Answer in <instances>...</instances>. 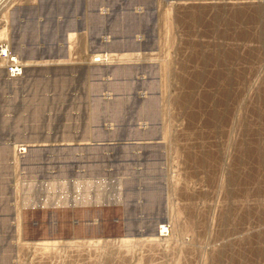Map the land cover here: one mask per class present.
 Masks as SVG:
<instances>
[{
    "label": "rangeland",
    "instance_id": "rangeland-1",
    "mask_svg": "<svg viewBox=\"0 0 264 264\" xmlns=\"http://www.w3.org/2000/svg\"><path fill=\"white\" fill-rule=\"evenodd\" d=\"M262 6L0 0V264H264Z\"/></svg>",
    "mask_w": 264,
    "mask_h": 264
},
{
    "label": "bare ground",
    "instance_id": "bare-ground-1",
    "mask_svg": "<svg viewBox=\"0 0 264 264\" xmlns=\"http://www.w3.org/2000/svg\"><path fill=\"white\" fill-rule=\"evenodd\" d=\"M260 5V4H259ZM199 7V6H198ZM206 8V7H205ZM215 9V8H214ZM255 9V8H254ZM194 10V9H193ZM237 10V9H236ZM216 11H217V9H216ZM225 11V10H224ZM239 11V10H238ZM199 12V11H198ZM242 12V11H241ZM200 13H201V11H200ZM222 13V12H221ZM238 13H240V12H238ZM238 13H235V14H237L238 15ZM256 13H258L259 14V17H257L256 18V16H255V18H254V16H253V14H255V10H254V13L252 14V17H251V20L254 18L256 21H257V19L259 18V20L261 19V17H260V15L262 16V15H264V7L262 6V7H258V8H256ZM242 14V13H241ZM245 14V13H244ZM251 14V13H250ZM201 15V14H200ZM221 15V14H220ZM192 17H193V15H191ZM195 16H198V15H195ZM202 16H204V15H202ZM233 16V15H232ZM235 16V15H234ZM239 16V15H238ZM243 16H245V15H243ZM217 17V16H216ZM219 17V16H218ZM221 17H222V15H221ZM263 17V16H262ZM201 17H198V19H200ZM223 18H225L226 19V17H224L223 16ZM239 18H240V16H239ZM247 18V17H246ZM250 18V17H249ZM248 18V19H249ZM193 19V18H192ZM197 19V20H198ZM214 19V18H213ZM222 19V18H221ZM196 19H195V23H196V21H197ZM223 20V22H224V19H222ZM262 20V19H261ZM199 21V20H198ZM201 21V20H200ZM215 21V20H214ZM218 20H216V22H217ZM219 23H221L222 21L219 19ZM254 21V20H253ZM259 22V21H258ZM203 23V22H202ZM262 23V22H261ZM178 24V23H177ZM192 24V23H191ZM258 24H260V23H258ZM263 24V23H262ZM264 31V30H263ZM263 33V32H262ZM263 35H264V33H263ZM263 35H261V36H263ZM262 38H264V37H262ZM262 38H261V41H263L262 40ZM263 43V42H262ZM5 47H6V44L5 43H0V52H2V53H5L6 52V50H5ZM264 48V47H263ZM219 49H221V48H219ZM219 49H218V52H219ZM242 49V48H241ZM226 51V50H225ZM220 52H222V49H221V51ZM219 52V53H220ZM230 52V51H229ZM260 52H261V50H260ZM263 52V51H262ZM223 53V52H222ZM234 53V52H233ZM202 54V53H201ZM224 54V53H223ZM258 54H259V51H258ZM264 54V53H263ZM262 55V54H261ZM212 56V55H211ZM220 56H222V54L220 55ZM234 56V55H233ZM239 56V55H238ZM235 57V56H234ZM204 58V57H203ZM202 58V59H203ZM201 60V59H200ZM204 60V59H203ZM204 62V61H203ZM202 62V63H203ZM169 63V62H168ZM229 64V63H228ZM168 68V67H167ZM170 68V67H169ZM170 70V69H169ZM203 70V69H202ZM201 70V71H202ZM200 71V72H201ZM219 71V70H218ZM167 72H169V71H167ZM199 73V72H198ZM224 73V72H223ZM228 74H230V73H227L226 75V77L228 78ZM231 74H232V72H231ZM166 75V74H165ZM197 76H198V74H196ZM200 75V74H199ZM203 75V74H202ZM238 75V74H237ZM196 76V77H197ZM204 77V76H203ZM225 77V78H226ZM201 78V77H200ZM200 78H199V76H198V79L200 80ZM197 79V80H198ZM227 81V80H226ZM232 83V82H231ZM230 83V84H231ZM228 84V83H227ZM226 87H228V86H226ZM228 89L229 88H227V91H226V88H225V92L227 93L228 92ZM193 90V89H192ZM220 90V89H219ZM223 90V89H222ZM198 91V90H197ZM224 91V90H223ZM193 92H194V90H193ZM184 93V92H183ZM192 92H190V94H191ZM222 93V92H221ZM229 93H230V91H229ZM224 94V93H223ZM263 94H264V92H263ZM184 95H187V97H185V99L186 100H188V101H190V100H192L191 98L192 97H189L188 95V93H184ZM205 96V95H204ZM227 96H228V93H227ZM227 96H225V97H227ZM230 96V95H229ZM224 97V95H223V98H225ZM263 97V99H264V95L262 96ZM184 98V97H183ZM197 99V98H196ZM221 99V98H220ZM198 100V99H197ZM222 101V100H221ZM261 101V100H260ZM226 102H227V100H226ZM186 103V102H185ZM262 103V102H261ZM191 104V103H190ZM225 105V104H224ZM218 107V106H217ZM221 108V107H220ZM216 110V109H215ZM219 110H221V109H219ZM220 112V111H219ZM219 112L218 111H216V115L218 114L219 116H220V114H219ZM254 112V111H253ZM260 112V111H259ZM262 112H260V114H261ZM254 115L256 114V113H253ZM263 114V113H262ZM218 116V117H219ZM223 116V115H222ZM261 118H263L262 116H261ZM262 120V119H261ZM262 129V128H261ZM250 131V130H249ZM263 131V133H264V129L262 130ZM257 132V131H256ZM258 133V132H257ZM260 133H262V132H260ZM253 135V134H252ZM260 135V134H259ZM258 136V135H257ZM252 138V137H251ZM256 138V137H255ZM261 138V137H260ZM250 140V139H249ZM249 142V141H248ZM255 142V143H254ZM253 143L251 142V145L249 144L246 148V150H250V151H248V152H250V153H253L254 154V156H256V159L257 160H260V161H263L264 162V158L262 157V151H263V148H262V146H264V145H262L260 142H259V140H256V141H254ZM245 144V143H244ZM243 147V146H242ZM251 148V149H250ZM188 149V148H187ZM245 149V148H244ZM243 150V149H242ZM245 151V150H244ZM248 157V156H247ZM204 160H206V159H204ZM202 161V160H201ZM243 161V160H242ZM243 164V163H242ZM262 164V163H261ZM260 164V165H261ZM259 165V166H260ZM239 166H240V164H239ZM242 167V166H241ZM261 167V166H260ZM259 167V168H260ZM264 167V166H263ZM239 168V167H238ZM243 169V168H242ZM238 170V169H237ZM261 170V169H260ZM259 170V171H260ZM252 171H254V169L252 170ZM258 171V170H257ZM243 173V172H242ZM241 173V174H242ZM252 173V172H251ZM256 173H259V178H262V177H264L263 175H264V173H262L261 171L260 172H256ZM233 174V173H232ZM236 175H237V173H235ZM243 175H245V174H243ZM250 175V174H249ZM252 175V174H251ZM254 175V174H253ZM256 175V176H257ZM257 176V177H258ZM230 177H232V176H230ZM234 177V176H233ZM243 177V176H242ZM251 177V176H250ZM253 177V176H252ZM235 178V177H234ZM237 178H238V176H237ZM241 178V177H240ZM247 178H248V175H247ZM236 179V178H235ZM248 179H250V178H248ZM253 179V178H252ZM258 179V178H257ZM239 180V179H238ZM235 182H236V180H234ZM244 181H246V180H244ZM258 181V180H257ZM222 182V181H221ZM259 182H262V180L260 179L259 180ZM246 183H247V181H246ZM264 183V182H263ZM243 184V183H242ZM261 185V184H260ZM245 187V186H244ZM242 192V191H241ZM248 192V191H247ZM249 193V192H248ZM243 195V194H242ZM244 196H246V195H244ZM260 205V204H259ZM262 205H264V204H262ZM230 206H232V205H230ZM229 206V207H230ZM263 207V206H262ZM231 208V207H230ZM261 208V207H260ZM228 209V208H227ZM234 209V208H233ZM230 211H231V209H229ZM258 210V209H257ZM262 210H264V207L262 208ZM226 211V210H225ZM232 212H234V211H232ZM232 212H231V215H232ZM246 212V211H245ZM244 212V213H245ZM249 212V211H248ZM248 212H246V214L248 213ZM262 212V211H261ZM226 213H228L229 214V212H227L226 211ZM243 213V214H244ZM263 213H264V211H263ZM228 214H226V215H228ZM234 214V213H233ZM248 215V214H247ZM263 215V214H262ZM229 216V215H228ZM227 216V217H228ZM244 216V215H243ZM249 216V215H248ZM230 218H231V216H230ZM229 219V218H228ZM227 218H226V220L225 221H222V222H226L227 220H228ZM191 221V220H190ZM195 221H197V220H195ZM229 221H232V220H229ZM192 222V221H191ZM228 222V221H227ZM197 223H198V221H197ZM189 224V223H188ZM195 224V223H194ZM199 225V224H198ZM202 225V224H201ZM226 226H227V224H225ZM229 225H231V223L229 222ZM177 228H178V226H176ZM192 227H194V226H192ZM230 227V226H229ZM165 227L164 226H162L161 228H160V230H159V233H160V236H164V232H165V229H164ZM228 228V227H227ZM234 228V227H233ZM179 229V228H178ZM180 230V229H179ZM190 231H194L195 229H192L191 228V226H190V229H189ZM260 235L262 236V233L261 234H259V237H260ZM264 236V235H263ZM163 238V237H162ZM167 238V237H166ZM196 238V237H195ZM168 239V238H167ZM194 239V238H193ZM248 239V238H247ZM159 241H161V240H159ZM248 241H252L251 239L250 240H248ZM198 242V241H197ZM245 242H246V240H245ZM253 242V241H252ZM197 244V243H196ZM196 244H195V246H196ZM259 244H261V243H259ZM192 245H194L193 243H192ZM191 245V246H192ZM198 246H199V244H198ZM261 246V245H260ZM194 247V246H193ZM233 246H232V244H230V246H228L227 248H228V250L230 249L231 250V248H232ZM202 248V247H201ZM227 248L226 249H222V250H218V251H216L215 252V256H218V258H220L221 259V256L223 257V256H225L226 255V253H227ZM196 249V248H195ZM214 249V248H213ZM220 249V248H219ZM191 250V249H190ZM189 250V251H190ZM197 250H199L198 249V247H197ZM263 250V249H262ZM260 251V250H259ZM257 253V252H256ZM259 253V252H258ZM262 253H260V255H261ZM242 255H245L246 256V254H242ZM239 256V258H240V255H238ZM242 257V256H241ZM244 257V256H243ZM242 257V258H243ZM213 258V257H212ZM217 258V257H216ZM217 258V259H218ZM226 257H224V259H225ZM248 258V257H247ZM218 259L219 261H221L222 260V262L224 261V259ZM244 259V258H243ZM216 260V259H215ZM217 261V260H216ZM195 262V261H194ZM207 262V261H206ZM218 262V261H217ZM216 263V262H215ZM212 264H213V262H212ZM218 264H221V262L220 263H218ZM256 264V263H255Z\"/></svg>",
    "mask_w": 264,
    "mask_h": 264
},
{
    "label": "built area",
    "instance_id": "built-area-1",
    "mask_svg": "<svg viewBox=\"0 0 264 264\" xmlns=\"http://www.w3.org/2000/svg\"><path fill=\"white\" fill-rule=\"evenodd\" d=\"M20 71V69L17 71V73Z\"/></svg>",
    "mask_w": 264,
    "mask_h": 264
}]
</instances>
